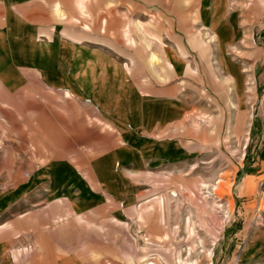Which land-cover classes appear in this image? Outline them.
I'll return each instance as SVG.
<instances>
[{
    "label": "crops",
    "instance_id": "1",
    "mask_svg": "<svg viewBox=\"0 0 264 264\" xmlns=\"http://www.w3.org/2000/svg\"><path fill=\"white\" fill-rule=\"evenodd\" d=\"M263 15L264 0H0V264H187L170 231L185 202L155 196L225 123L250 127ZM254 243L241 264H264Z\"/></svg>",
    "mask_w": 264,
    "mask_h": 264
},
{
    "label": "rangeland",
    "instance_id": "2",
    "mask_svg": "<svg viewBox=\"0 0 264 264\" xmlns=\"http://www.w3.org/2000/svg\"><path fill=\"white\" fill-rule=\"evenodd\" d=\"M254 2L251 0L252 5ZM261 27V34L256 31L254 38L256 45L264 49V15ZM256 73L259 75V70ZM194 81L202 85L201 79ZM203 103L210 106L209 101ZM225 103L222 99L220 105ZM250 103V127L236 126L232 130L225 123L218 143L211 148L204 142L202 156L196 162L187 160L184 179L171 175L159 184L162 193L155 197L185 202V221L179 208L171 207L170 231L173 248L179 247V236L185 237L187 264H208L205 253L209 249L211 264H241L242 249L254 247V242L264 237V170H247L264 151V84L257 78L256 82L252 78L250 84ZM213 112H206L205 122ZM236 123L241 124L242 119L236 118ZM208 134L204 133V138ZM197 250L203 252L199 255Z\"/></svg>",
    "mask_w": 264,
    "mask_h": 264
},
{
    "label": "built area",
    "instance_id": "3",
    "mask_svg": "<svg viewBox=\"0 0 264 264\" xmlns=\"http://www.w3.org/2000/svg\"><path fill=\"white\" fill-rule=\"evenodd\" d=\"M261 185H263V183ZM262 187H264V186H262Z\"/></svg>",
    "mask_w": 264,
    "mask_h": 264
}]
</instances>
